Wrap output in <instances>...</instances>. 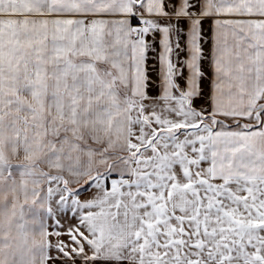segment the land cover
Wrapping results in <instances>:
<instances>
[{
	"label": "snow or ice",
	"instance_id": "snow-or-ice-1",
	"mask_svg": "<svg viewBox=\"0 0 264 264\" xmlns=\"http://www.w3.org/2000/svg\"><path fill=\"white\" fill-rule=\"evenodd\" d=\"M0 264H264V0H0Z\"/></svg>",
	"mask_w": 264,
	"mask_h": 264
},
{
	"label": "crops",
	"instance_id": "crops-1",
	"mask_svg": "<svg viewBox=\"0 0 264 264\" xmlns=\"http://www.w3.org/2000/svg\"><path fill=\"white\" fill-rule=\"evenodd\" d=\"M62 223L64 224V227L67 228V227H69L73 223V221L70 220V219H65L64 221H62ZM49 230L50 231L52 230L51 227H50ZM53 239H55V237H53Z\"/></svg>",
	"mask_w": 264,
	"mask_h": 264
}]
</instances>
